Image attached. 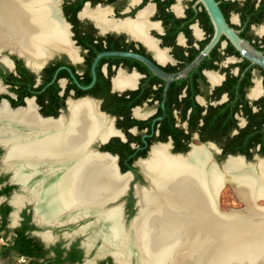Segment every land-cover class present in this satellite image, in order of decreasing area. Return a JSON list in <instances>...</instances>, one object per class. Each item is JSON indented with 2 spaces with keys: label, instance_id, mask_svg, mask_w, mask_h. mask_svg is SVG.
Listing matches in <instances>:
<instances>
[{
  "label": "flooded vegetation",
  "instance_id": "af4514ba",
  "mask_svg": "<svg viewBox=\"0 0 264 264\" xmlns=\"http://www.w3.org/2000/svg\"><path fill=\"white\" fill-rule=\"evenodd\" d=\"M51 3L56 22H46L40 55L0 44V264H141L137 244L123 256L101 221L115 211L119 236H133L134 225L136 242L140 192L151 187L141 161L153 146L182 157L204 147L217 162L264 160V0ZM28 108L68 128L84 108L103 118L86 148L113 157L116 172L128 175L120 192L38 213L51 176L28 174L45 173L48 162L7 159L6 134L21 137L32 125L2 114Z\"/></svg>",
  "mask_w": 264,
  "mask_h": 264
},
{
  "label": "bare ground",
  "instance_id": "6f19581e",
  "mask_svg": "<svg viewBox=\"0 0 264 264\" xmlns=\"http://www.w3.org/2000/svg\"><path fill=\"white\" fill-rule=\"evenodd\" d=\"M51 2L0 0V44L15 43L32 54H39L44 47L41 41L47 37L46 22H56V17L50 14ZM2 114L11 122L22 116L20 119L32 125L24 127L27 132L21 137L6 134L13 142L8 146L7 159L29 157L31 165L48 162L45 173L28 174V178L34 174L51 176L49 184L38 192V213L45 207L48 214L55 213L70 200L97 202L120 192L127 182L128 175L116 172L113 157L86 148L89 135L99 136V128L106 125L103 118L91 115L89 108L75 113L70 128L62 121L37 119L31 108L23 115L20 111ZM141 165L150 176L151 187H144L139 194L142 217L137 243L134 225L133 236L123 239L119 236L117 213L110 210V214H102L105 219L101 223L108 224L112 241L123 244V256L138 246L139 251L134 253L141 264H226L225 258L227 264H253L250 262L255 257L253 253L264 257V205L257 203L259 198H264V160L246 163L241 157H230L218 166L204 147H195L182 157L170 155L168 146H153ZM16 170L17 175H24L19 164ZM226 181L233 184L244 209L232 208L225 213L217 208ZM253 237L259 239H246ZM240 259L250 263H235Z\"/></svg>",
  "mask_w": 264,
  "mask_h": 264
},
{
  "label": "rangeland",
  "instance_id": "374dc122",
  "mask_svg": "<svg viewBox=\"0 0 264 264\" xmlns=\"http://www.w3.org/2000/svg\"><path fill=\"white\" fill-rule=\"evenodd\" d=\"M223 160L224 159H222V161ZM250 162L254 163L253 160H251ZM233 187L234 186L231 182H224V185L218 196V206L221 210L228 211L232 208L242 209L244 207V203L235 194ZM257 203L258 205H264V198H259L257 200ZM7 264L11 263L7 262Z\"/></svg>",
  "mask_w": 264,
  "mask_h": 264
},
{
  "label": "water",
  "instance_id": "95a60500",
  "mask_svg": "<svg viewBox=\"0 0 264 264\" xmlns=\"http://www.w3.org/2000/svg\"><path fill=\"white\" fill-rule=\"evenodd\" d=\"M210 11H211V14H212V15L215 14V10H213V9L210 8ZM50 14H51V15H54V14H55V7H54V6H53V8H52ZM210 156H211V159H212L216 164H218V166H222V164L225 163L226 160H227L228 158L233 157L232 155H228V156H226V158H225L223 161H221V162L219 163V162H217L216 159L213 158V155H212L211 151H210ZM143 173H144V172H143ZM144 175H145V174H144ZM145 180H146V181L148 180V178L146 177V175H145ZM148 181H149V180H148ZM217 208L219 209L218 203H217ZM242 209H244V207H243ZM221 211H223V212H225V213H228L230 210H228V211L221 210ZM254 238H256V237H253V238H246V239H247V240H250V239H254ZM246 239H245V240H246ZM256 239H259V238H256ZM258 249H259V248H258ZM258 252H259V251H258ZM235 253H236V252H235ZM253 254L255 255V257H253V258L251 259L250 262H252L253 264H264V257H262V255H260V253H257V254H256V253H253ZM232 259H233V258H231L230 261H232ZM238 261H242L243 263H245V262L250 263L249 261H246V260H244V259L237 260L235 263H242V262H238ZM225 263H226V264L228 263V260H226V258H225ZM250 264H251V263H250Z\"/></svg>",
  "mask_w": 264,
  "mask_h": 264
}]
</instances>
